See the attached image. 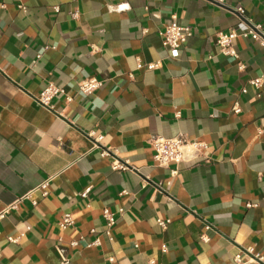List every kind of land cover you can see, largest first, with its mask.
<instances>
[{
    "label": "crops",
    "instance_id": "obj_1",
    "mask_svg": "<svg viewBox=\"0 0 264 264\" xmlns=\"http://www.w3.org/2000/svg\"><path fill=\"white\" fill-rule=\"evenodd\" d=\"M239 6L264 25V0H0V264H237L248 247L264 264V85L250 83L264 47L239 36L236 58L217 44ZM173 19L194 28L177 57L160 36ZM90 77L102 86L79 94ZM50 83L64 90L54 108L37 100ZM156 135L205 141L207 158L174 174L154 161Z\"/></svg>",
    "mask_w": 264,
    "mask_h": 264
},
{
    "label": "built area",
    "instance_id": "obj_2",
    "mask_svg": "<svg viewBox=\"0 0 264 264\" xmlns=\"http://www.w3.org/2000/svg\"><path fill=\"white\" fill-rule=\"evenodd\" d=\"M221 2V1H220ZM21 9L25 7L23 5L19 6ZM58 9V7H56ZM237 13L239 14V23L229 29V31H220L217 35V44L220 47V51L226 55H230L233 57H238V51L236 49L235 43L239 36L241 37H250L256 41H258L264 47V25L261 23H255L251 19H249L245 15V8L243 6H239L236 8ZM194 28L191 25H181L175 19H173L170 23H168L165 28L160 31V36L163 40V44L167 47L171 53L172 57H177L179 54L180 47L184 45L188 39L193 36ZM139 67L145 66L147 69H155L159 66L158 63H148L143 65V63L138 62ZM241 67L243 65L241 64ZM133 76V75H131ZM250 83L255 86V88L259 91L264 85V76L260 75L250 79ZM103 82L98 77H90L86 78L79 82L78 93L82 95H93L101 86ZM64 90L57 86L55 83H50L47 87H45L41 94L37 97V100L40 104L54 108L52 105V100L59 93ZM246 88L243 89V92H246ZM260 93V92H259ZM260 95V94H259ZM67 100L71 101L73 98L71 96H67ZM233 112L236 114L241 113L242 107L239 101H236L233 106ZM94 132H91L90 135L94 136ZM103 135L99 134L95 137L96 147H101L102 155L109 156L111 155V151L102 146ZM152 146L154 147V161L157 165L161 167H170L175 165L176 168L172 170V173L176 174L179 171V168L184 163L196 164L207 157L205 156V150L208 148V144L205 141H191L184 135H178L175 137H165L156 135L150 139ZM112 167L115 170H137L135 167L129 165L127 161H121L119 158H114ZM49 186L50 179L42 182L37 190L41 191L43 196H47L49 194ZM24 198H32V195L29 194L25 197H22L20 200ZM33 203L36 204L37 200L32 199ZM248 206H252V204H248ZM10 208H17V204H13ZM124 208H120L118 210L119 213H124ZM103 216L105 219V233L112 239L113 238V227L117 223L118 217L115 212H113L109 207H104ZM170 219L158 218L157 223L163 228H167L170 223ZM75 217L72 213H65L60 221V226L63 229L72 227L75 225ZM211 226L207 225L206 229H210ZM92 232H95L94 230ZM19 237L9 236L8 240L11 242H17ZM200 240L203 242L210 241L209 236L206 233H202L200 235ZM79 244L78 240L71 241L72 246H77ZM101 244L100 237H96L89 246H98ZM166 247H163L165 250ZM243 250L235 256V260L237 264H254L259 263L263 260V257L256 253L253 247L246 248L245 252L249 253L250 256L247 260L243 259ZM113 260V258H111ZM154 263L155 261H151Z\"/></svg>",
    "mask_w": 264,
    "mask_h": 264
}]
</instances>
